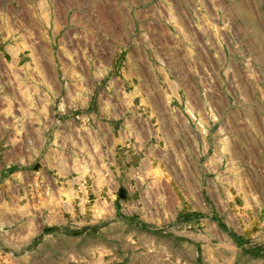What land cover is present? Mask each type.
I'll use <instances>...</instances> for the list:
<instances>
[{
  "label": "rangeland",
  "instance_id": "rangeland-1",
  "mask_svg": "<svg viewBox=\"0 0 264 264\" xmlns=\"http://www.w3.org/2000/svg\"><path fill=\"white\" fill-rule=\"evenodd\" d=\"M0 264H264V0H0Z\"/></svg>",
  "mask_w": 264,
  "mask_h": 264
}]
</instances>
